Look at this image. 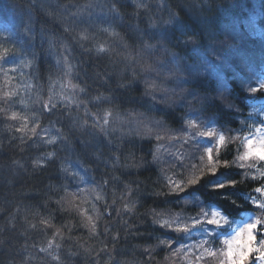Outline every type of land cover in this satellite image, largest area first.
<instances>
[{"label":"snow or ice","instance_id":"obj_1","mask_svg":"<svg viewBox=\"0 0 264 264\" xmlns=\"http://www.w3.org/2000/svg\"><path fill=\"white\" fill-rule=\"evenodd\" d=\"M36 2L37 0H32L33 5ZM213 4L214 0H128L127 3H122L121 0H68V4H59L52 9L40 3L44 15L50 17L61 31L41 33L39 50L31 8L25 14L27 22L21 25L22 30L13 31L4 26L3 33L6 35L0 34V119L22 121L15 127L16 132H24L28 128L29 120L27 115L13 110L16 104L25 109L29 108L28 101L22 97L16 98L21 90H30L34 85L31 80L23 87L14 85L15 74L19 71L23 76L22 69L35 67L39 76V58L42 52L51 55L58 49H63V52L56 56V65L61 66L60 70L63 71L67 83L53 81L51 73L49 74L47 100L38 93L36 99L32 100V105L40 107L33 108V126L29 131L37 135L40 117L45 114L52 117L64 112L68 108L65 101H75L77 107L85 102L92 103L98 109V112L92 115L98 116V119L90 126L93 129L92 138L82 141L86 151L98 134L96 129L107 138L110 133L116 131L123 133V125L134 122L135 126L127 134L121 135V141L127 137H136L141 142L149 141V154L153 164L159 165L164 155L168 154L172 157L169 167L179 166L183 169L177 173V179L172 175H165V187L169 189L168 192L153 194L176 195L178 202L195 204L199 212L195 216L181 217L171 215L170 209L150 210L148 215L152 217L151 223L154 226L150 234L163 229L165 233H176L177 237L158 236L154 247L140 246L141 256L145 257L143 264L154 260L153 252L157 247L170 250L166 260L178 257L187 264H264V118H261L264 117V103L259 107L256 103L264 97V56L259 61H254L241 54L240 49L236 47L239 37L235 30L221 28L211 19L209 10ZM260 7L264 10V0H261ZM90 29H96L114 38L112 43L96 40ZM116 45H119L120 51ZM74 47H79L89 54L94 53L97 60L113 61L114 57H120L124 67L118 73L105 72L101 81L104 90L97 88L96 93L92 95L86 81L73 83L74 74L79 76L77 64L70 60ZM176 49L182 50L186 55H181ZM231 68L238 69V75L243 74L240 87L236 88L233 84L232 90L224 77V73ZM210 78L215 80V95L210 94L204 87L205 81ZM58 83L59 92L55 91ZM113 83L116 89L120 90L119 95L112 88ZM141 84L143 90L140 107L145 108L148 113L158 112L159 119L146 116L145 112H138L136 109L127 113L131 119L121 114L123 98L136 91L137 86ZM67 87H71L74 93L78 91L84 94V99H77L74 95L67 96L64 92ZM237 91L242 93L241 99L252 100L253 103L247 117L240 120L241 128L232 130L236 133L233 135L225 126H221L219 130L215 127L219 123L215 116L222 109L228 110L230 115L233 114L232 110L237 114L241 111V107L235 103ZM61 103L63 108L58 107ZM178 111L183 112L179 118L181 126L174 129L169 127L167 119H174ZM210 111L212 116H206L205 113ZM85 113L90 114L88 109H85ZM68 116L71 117V113H68ZM84 124H87V121L80 125L81 130ZM75 126V122L69 120V127ZM8 127L11 129L13 126ZM56 131L58 134L62 133V129L58 128ZM20 139L23 142V137ZM59 139L64 142L62 150L74 148V142L69 135L60 134ZM56 142V137L45 140L47 144ZM113 142L108 139L109 144ZM230 144L235 145V158L231 161L227 158L220 159ZM123 147L124 145L119 143L115 149L109 148V151L115 152ZM173 148L177 150L172 151ZM181 148L184 151H180ZM102 151L103 149H93L88 154L95 161H101ZM55 155L54 151L48 152L47 158L51 159ZM121 156L124 157L123 163ZM103 162L105 165L110 163L114 170L121 169V175L124 176L138 175V170L145 164L142 157L138 160L131 152H121L120 155H115L113 160ZM13 163L19 164V161L13 160ZM218 165H223L225 171L221 172ZM234 165L239 169L255 170L254 176H250L248 172L238 174L259 182L254 191L259 193L260 197L250 194L242 197L235 191L237 184L243 180L237 181L230 175H225L230 173ZM81 167L84 172L89 170L83 165ZM59 170L65 173V179L71 177L85 186L79 188V193H67L66 187L62 185L66 194L56 201L58 210H67L65 204L76 208L79 215L87 221L81 223L88 229L89 238H95L100 247H85L78 240L67 246L57 242V237L61 241L64 240V228L68 230V240H72V229L64 224L59 228L55 227L52 224L54 217L49 213L48 216H41L40 224L44 225L45 229L53 228L54 232L46 245L40 246L33 254L28 251L27 243L23 248H17V242L12 235H3L6 230L14 233L16 229V225L9 219L8 225H0V264H30L33 260L39 261L40 264H141L139 260H124L123 256L127 253L118 247L121 239L126 240L129 234L141 235L140 233H129L126 229L122 237L119 230L113 231L107 222L102 229L97 228V220L102 219L104 214L108 218L112 217V211L108 209L114 208L117 203L114 191L116 184L112 185L113 198L109 204L103 194L105 186L110 183L108 178H102L98 185L88 188L80 171L71 169L66 162L60 163ZM111 180L122 183L120 177L115 175L111 176ZM97 187L100 191H97ZM201 187L209 190V199L212 195L222 197L225 203L231 199L229 207L235 206L237 200L250 202V206L244 210L251 215L243 223L233 227L235 209L229 211L225 208L221 211L201 202L195 191ZM188 188L192 191H187ZM85 192L94 194L97 201H103L104 214H100L93 205L92 211L97 213L94 219L92 215L87 214L86 209L82 210L75 204L78 194L82 200L87 199ZM125 195L128 200L124 202L123 208L114 209L122 220V212L135 211L138 199V192L134 195L130 184L124 185V194L120 199L124 200ZM164 211L169 215L168 218L162 219ZM123 223L128 224L127 220H123ZM131 227L128 225V228ZM28 228L38 230L35 223H29ZM227 231H231V235H225ZM196 234L200 238L195 243H180L178 240L182 235L185 241H190ZM20 235H27V230ZM44 235L47 236L48 233L44 231ZM174 244L178 246L174 247ZM31 247L37 248L36 244ZM172 264H175L174 260Z\"/></svg>","mask_w":264,"mask_h":264},{"label":"trees","instance_id":"obj_2","mask_svg":"<svg viewBox=\"0 0 264 264\" xmlns=\"http://www.w3.org/2000/svg\"><path fill=\"white\" fill-rule=\"evenodd\" d=\"M122 3H127L128 0H121ZM40 3H44L46 7L55 9L59 4H68V0H37L33 5L32 0H0V29L3 31L4 26L16 31L21 29V25L26 23L25 14L31 8V15L35 22V30L37 32V49H40V34L44 32H60L61 29L56 25V23L48 16H45L40 9ZM261 0H214L212 9L209 10V14L212 20L219 24L221 28L234 29L237 33L239 39L236 47L240 49L241 54L247 55L254 61H259L262 56H264V10L260 7ZM129 11L131 9L129 8ZM22 30V29H21ZM90 32L95 34V39L103 42L108 41L110 44L114 38L109 37L106 33L99 32L96 29H90ZM127 39V37H125ZM91 44V42H86ZM117 50L120 51L119 45H116ZM181 55H186L180 49H176ZM63 52V49H58L57 52L53 54H48L47 52H42L39 58L40 72L39 76L36 73L35 84L39 86V89L44 92L45 95L42 97L47 100L48 96V76L51 73L52 80H60L61 83H67L66 78H64L63 71L60 70L61 66L56 65V56ZM70 60L74 64H77L79 76H73V83H83L87 82L89 86V92L94 95L96 89L99 88L101 91L104 90V85L102 84L103 74L105 72L118 73L124 67L123 63L120 62V57H114L113 61L108 59L97 60L95 54H89L83 52L79 47H74ZM35 68V67H34ZM130 71V70H129ZM100 73L101 75H96ZM238 69L231 68L224 73L225 80L228 83L230 90L233 89V84L236 88L240 87V79L243 74H237ZM60 84H56L55 90L58 89ZM204 87L208 89L209 93L215 95L213 88L215 87L214 78H210L205 81ZM112 88L116 90L117 95H119L118 89H116L115 83L112 84ZM142 90L143 85H138L137 90L128 93L124 98V104L120 109L122 115L126 118L131 119L127 116V113L131 109H136L138 112H145L146 116L159 119L160 114L158 112H146L145 108L140 107L142 100ZM64 92L67 96H75L77 99H84V94L73 92L71 87H67ZM107 94V93H106ZM243 95H248V93H243ZM242 93L237 91L235 93V103L241 107V111L237 114L234 110L233 114H228V110H220L215 116V119L219 121L215 125L219 130L221 126H225L230 134L235 135L236 133L232 130H238L241 128L240 120L245 119L248 112L251 111V100L241 99ZM263 98V97H261ZM90 99V97H89ZM68 103V108L62 113H57L52 117L45 114L42 119H50V122L40 121V128H37V135H33L29 129L33 126L32 118L28 120V128L24 132H16L15 127L19 126L22 121L20 120H10V119H0V146H2V151H0V225H8L9 219L12 223L16 225L14 233L12 231L6 230L3 235H12V238L17 242V248H23L24 244L29 245V252L35 254L40 246H44L47 240L51 238L54 232L53 228L45 229V226L40 224L41 216H48L51 214L54 219L52 224L59 228L62 224L68 225L72 229L71 235L72 240H68V230L67 228L62 229L64 240L61 241L57 237V242L64 244L65 246L73 244L74 241L78 240L80 244L85 247H96L99 248L100 245L95 238H89L88 229L83 226L81 221L87 223L84 217L80 216L77 209L65 204L67 210H58L56 201L64 196L66 193L62 190V185L66 187L67 193H79V188L85 185H80L78 181H74L69 177L65 179V173L59 170V165L61 162H66L67 165L71 166V169L80 171V174L85 177V184L88 188H92L98 185L102 178H108L110 180L109 185L105 186L104 195L111 204V199L113 198L112 185L116 184L114 189L117 203L114 208H109L112 211V217L108 218L105 213L103 206V201H97L95 195L90 192H85L84 195L87 196L86 200H82L80 195H77L75 204L82 210H87L88 215H92L95 219L97 216L96 212L92 211L93 205L99 210L100 214H104L103 218L97 220V228L102 229L104 224H107L115 230H119L121 236L125 235V230L130 233V228L128 224L125 225L120 217L116 215L114 209H122L125 201L128 197L125 195L124 200L120 199V196L124 194V185L130 184L133 189L134 195L138 192V199L136 208L138 214L140 215V223L142 229L147 224H152V217L148 215L149 211L152 209L160 210H171V215H179L181 217L195 216L198 214L199 209L195 204H185L184 202H178L176 195L165 196V195H154L153 193L161 192L166 193L169 191L165 187V175H172L174 179L178 178L177 173L182 172L183 169L179 166L175 168L169 167V161L172 157L165 154L159 165L152 163V156L149 154V141L141 142L136 137H127L124 141L119 138L122 134H127L129 130L135 126L134 122L131 124L123 125V133L116 131L110 133L109 137H104L99 134V130L95 131L98 133L93 140L92 145L85 150V145L82 141H87L92 138L91 134L93 129L90 127L98 116L92 115L98 112L97 107L92 103H82L79 107L75 101H65ZM247 105L248 107H244ZM40 105H38V108ZM59 108H63V103L58 105ZM37 108V109H38ZM85 109H88L90 114L86 115ZM16 111H20L21 115H28L21 111L20 108L14 106ZM215 111V110H214ZM71 113V117L68 116ZM212 112L205 113L206 116H212ZM183 115L182 111H178L174 119H167L169 127L174 129L180 128V116ZM69 120L75 122V127H69ZM52 121H55L53 123ZM84 124L83 130H81L80 125ZM102 123V121H101ZM118 123V122H117ZM9 125L13 126L9 129ZM54 126L55 130L62 129L63 135H69L74 142V148L72 150H62L63 141L59 139L57 133V142L55 144H47L45 140L48 139L46 135L39 134L40 131ZM57 132V131H56ZM16 137V139H11ZM23 137V142L21 141ZM108 139L113 140L112 144L108 143ZM122 143L124 147L122 149L116 150L115 152H110L109 148L115 149L116 144ZM186 147V146H185ZM93 149H103L101 152V161H95L88 153ZM176 151V148L171 149ZM184 151L183 148L179 149ZM55 152L56 155L49 159L47 158L48 152ZM121 152H131L134 153L136 158H143L145 164L142 168L138 170L139 174H133L132 176L121 175V169H113L111 164H104V160H113L115 155H120ZM236 155L235 145L230 144L227 151L223 152L220 159L227 158L229 161L233 160ZM13 160L19 161V164L13 163ZM39 161V164H37ZM124 162V157L121 156V163ZM20 165H23L21 167ZM87 167L89 170L87 172L83 171L81 167ZM220 171H225L223 165H218ZM163 169V171H162ZM248 172L250 176L256 175L254 169H239L237 165L232 166L230 173L225 175H230L237 181L243 180L242 183H238L235 191H237L242 197L254 192L255 187L259 186V182L256 180H251L243 177L238 173ZM115 175L120 177L122 183H117L111 180V176ZM2 183V184H1ZM51 186V188H50ZM97 191L100 188L97 187ZM187 191H192L188 188ZM196 191V196L201 202L210 205L212 208H219L224 211L228 208L229 211H233V216L235 217V222L242 218L245 211V207L250 206L249 203H245L243 200H237L235 206L229 207L231 205V199L225 203L224 199L217 195H212L210 199L208 198V191L204 187L199 188ZM234 199V197L232 198ZM122 214H127L123 213ZM169 213L167 211L163 212L162 219L168 218ZM144 219V221H142ZM29 223H35L38 230H31L28 228ZM139 223V224H140ZM27 230V235H20L21 232ZM44 231L48 233L47 236L44 235ZM144 231L141 230L140 234ZM135 234H129L127 239H121L119 242V249L124 250L127 254L123 256V259L129 262L139 260L141 264L145 260V257L141 256L142 248L140 246H155L157 244V239L152 243H141L140 241L133 240ZM155 236L164 237L171 236L176 237L177 234L174 232H167L165 230L159 229L155 232ZM182 236V235H181ZM199 235L196 234L192 237V240L184 242L193 243L198 239ZM180 236L178 237V240ZM180 242V241H179ZM32 244H36L37 248L33 249ZM178 246L177 244L173 245ZM168 249L157 247L153 252L154 260L149 262V264H172V260L175 264H184L186 262L177 261V257H173L172 260H166L165 257L169 255ZM120 259L121 257H117ZM30 264H40L39 261L33 260Z\"/></svg>","mask_w":264,"mask_h":264},{"label":"rangeland","instance_id":"obj_3","mask_svg":"<svg viewBox=\"0 0 264 264\" xmlns=\"http://www.w3.org/2000/svg\"><path fill=\"white\" fill-rule=\"evenodd\" d=\"M0 34L6 35V33H3V31L1 29H0ZM22 71L24 73L23 76L20 75L19 71L15 74L16 75V79L13 81V84L14 85L15 84H19V85H21L23 87L24 85H26L29 82V80H31V83L34 85V87H32L30 90H26V89L25 90H21L20 93H19V96L16 98V99H19V98L22 97L26 101H28L29 108L25 109L20 104H16V106L18 108H20L23 113L28 114L27 116L29 118L33 119V108L37 109L38 105H32V100L36 99V94L37 93L40 96H43L45 94H44V92H42L39 89V86L35 84V78H36V73H37L35 68H32V69L24 68V69H22ZM56 80L57 79L55 78V81ZM58 89H60V85L58 86ZM55 91L59 92L60 90H55ZM39 134H41V135L44 134L48 138H51V137H56L57 132H56L54 126H51V127H48L46 129L40 131Z\"/></svg>","mask_w":264,"mask_h":264},{"label":"bare ground","instance_id":"obj_4","mask_svg":"<svg viewBox=\"0 0 264 264\" xmlns=\"http://www.w3.org/2000/svg\"><path fill=\"white\" fill-rule=\"evenodd\" d=\"M235 156L236 155H234V157ZM122 216H123V220H127L128 225H131L132 226L130 228V233H141V230L144 231V233L141 234V235H136L135 234L133 236V238H134L133 240L140 241L141 243H144L145 244V243H152L153 241H155L157 239V237L155 236V233L154 234H150V233L153 232V227L154 226L152 224H147L142 229V225L140 223V221H141L140 220V215L138 214L137 209H135V211L132 212V213L122 214ZM142 221H144V219Z\"/></svg>","mask_w":264,"mask_h":264}]
</instances>
